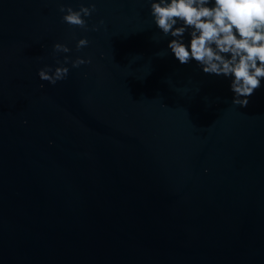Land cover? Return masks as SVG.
Segmentation results:
<instances>
[{
	"label": "water",
	"instance_id": "obj_1",
	"mask_svg": "<svg viewBox=\"0 0 264 264\" xmlns=\"http://www.w3.org/2000/svg\"><path fill=\"white\" fill-rule=\"evenodd\" d=\"M170 39L149 0H0V264H264V78L235 105Z\"/></svg>",
	"mask_w": 264,
	"mask_h": 264
},
{
	"label": "clouds",
	"instance_id": "obj_2",
	"mask_svg": "<svg viewBox=\"0 0 264 264\" xmlns=\"http://www.w3.org/2000/svg\"><path fill=\"white\" fill-rule=\"evenodd\" d=\"M149 3L150 15L163 35L171 37L167 49L179 63L190 65L195 61L204 74L229 79L232 103L247 107L264 78V0H149ZM59 10L66 13L62 17L64 22L87 30L83 17L96 9L92 3L90 7L81 5L79 10L62 5ZM186 33L190 37L188 42ZM88 43L86 38L79 39L77 50ZM53 50L70 51L61 43L54 44ZM68 62L69 57L65 56L63 63ZM71 63L75 68L91 60L78 57ZM68 72L63 65L54 70L45 65L37 74L42 81L55 85Z\"/></svg>",
	"mask_w": 264,
	"mask_h": 264
}]
</instances>
